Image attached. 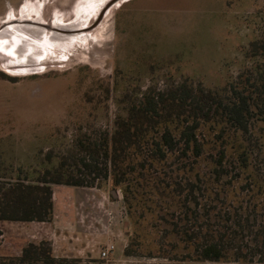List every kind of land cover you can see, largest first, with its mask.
<instances>
[{
	"label": "rangeland",
	"instance_id": "374dc122",
	"mask_svg": "<svg viewBox=\"0 0 264 264\" xmlns=\"http://www.w3.org/2000/svg\"><path fill=\"white\" fill-rule=\"evenodd\" d=\"M21 12L34 13L32 17L39 13L50 25H80L70 33L40 28L38 36L32 34L35 39L24 36L25 49L35 53L33 63L38 70H19L22 74L17 77L0 71L1 171H10L15 177L18 170L23 175L42 163L55 165L62 157L74 176L89 181L95 173L89 175L80 165L83 159L89 160L81 145L99 142L104 133L110 134L115 120L125 115L130 97L139 96L149 85L162 90L184 80L201 83L222 98L229 97L231 83L250 95L249 133L242 144L253 172L262 168L264 58L246 59L244 53L250 42L262 39L264 0H0V21L18 18ZM19 25L14 27H28ZM83 42L89 43L81 46ZM1 52L6 58L15 57ZM47 69L51 71L44 73ZM224 128L233 134L229 124ZM95 176L91 187L53 186L59 206L57 192L75 191L70 199L76 209L70 214L69 208L58 207L51 222L0 221V255L18 254L26 243L46 239L58 247L57 256L77 258L76 264H198L163 258L154 253V246L148 255L147 239L138 247V229L145 233L162 229V224L152 229L150 221L137 219L134 209L130 216L121 190L111 200L108 181L101 174ZM221 201L215 203L219 213L228 208ZM255 214L262 219V213ZM106 243H112L114 251L104 260L99 252ZM127 248L133 255H124Z\"/></svg>",
	"mask_w": 264,
	"mask_h": 264
},
{
	"label": "trees",
	"instance_id": "16d2710c",
	"mask_svg": "<svg viewBox=\"0 0 264 264\" xmlns=\"http://www.w3.org/2000/svg\"><path fill=\"white\" fill-rule=\"evenodd\" d=\"M249 47L246 59L264 58V30L262 39ZM228 92L229 97L222 98L187 80L162 90L149 85L130 97L110 134L81 145L89 160L80 165L89 175L101 174L108 181L111 200L120 189L130 216L134 209L137 219H147L152 229L162 224V229L135 233L138 247L142 239L148 240V255L154 246V253L174 261L264 264V156L262 168L253 172L242 144L249 133L250 95L233 83ZM226 124L233 128L232 135ZM70 169L59 157L55 165L42 163L23 175L18 170L15 177L0 170V221L51 222L54 185L91 187L97 179L74 176ZM220 200L228 208L219 213L215 203ZM255 213H262V219ZM218 221L229 226H215ZM124 255L133 252L127 248ZM78 261L56 256L46 239L26 243L18 254L0 255V264Z\"/></svg>",
	"mask_w": 264,
	"mask_h": 264
},
{
	"label": "bare ground",
	"instance_id": "6f19581e",
	"mask_svg": "<svg viewBox=\"0 0 264 264\" xmlns=\"http://www.w3.org/2000/svg\"><path fill=\"white\" fill-rule=\"evenodd\" d=\"M33 14L34 13L28 14L27 12H24V13L21 12V15L18 18L14 16L13 18L9 19L8 21L13 20V19H19V18H21V19L22 18H27V17H30L31 18L33 16ZM31 20L36 21V22L37 21L47 22V25H50V24H48L49 22L47 21L48 18L47 19L46 18H44V19L42 18L41 19V16H40L39 13H37V15H35V17H32ZM0 22H3V21H0ZM53 24L54 25H59L60 28H62V27H64V28L65 27H70L69 25L64 26L65 24H61V22L60 23L59 22H57V23L54 22ZM79 25L80 24L72 25L71 26L72 27L71 30L70 29L69 30L72 31V29H75V27H79ZM37 26H29L28 25V27H25L23 29L22 28H20V29L19 28H15L13 26L14 29L7 30V31H4V30L3 31H0V41L2 42V43H0V71L6 72L9 75H13V76H16L17 77V76H20L22 74V72L20 73L19 70H26L28 68H33L35 66V64L33 63V61L36 59L35 58L36 55H35V53L33 54V52H31L32 50H29L28 47L25 49L26 46L24 44V41H25V38L26 37L24 38V36H28L27 37V40L30 39V37H31V39H33L34 38V35H32V34H34V33H35L36 36H38L36 32L39 31L38 29H40V27H37ZM84 28H88V27H84ZM88 43L87 42H83V43H81V46H82V44L84 46H86V44H88ZM3 50H5L6 52H9L11 54H14L15 57H11V56L8 57L7 56V58H6L5 55H4L5 53L1 52ZM17 53L19 54L18 56L16 55ZM45 58H47V57H45ZM41 60H43V58ZM9 66L15 67L18 70L17 71H11L10 68H7ZM50 69L49 70L47 69L45 71L44 70H41V71H44V73H47V72L51 71ZM36 70H38V69H36Z\"/></svg>",
	"mask_w": 264,
	"mask_h": 264
},
{
	"label": "crops",
	"instance_id": "0c3cea01",
	"mask_svg": "<svg viewBox=\"0 0 264 264\" xmlns=\"http://www.w3.org/2000/svg\"><path fill=\"white\" fill-rule=\"evenodd\" d=\"M62 192V193H61ZM74 190H69V189H66V190H62V191H60V193L61 194H59L58 192H57V196L58 197H60L59 198V202H60V206L58 205V204H55V196H56V193H55V189L53 188V193H52V201H53V212H54V214H53V219H54V217L56 218L57 216H56V213H57V211H55L56 209H58V207H61V208H59V209H65V210H67V208H69V210L67 211L69 214L71 213L70 211H72V209H76V206H75V204H74V202H71V199H70V197H72V194H74ZM56 200H57V198H56ZM65 200H68L66 203H65ZM63 201H64V203H63ZM76 203V202H75ZM61 204H62V206H61ZM76 205H78V203H76ZM57 207V208H56ZM56 212V213H55ZM72 226V225H71ZM70 225H69V227H71ZM62 227H65V228H67L65 225L64 226H62ZM72 228V227H71ZM69 231H72V229H69ZM52 247V249H53V252H55L56 251V249L58 248L56 245H53V246H51ZM63 248H64V246H62ZM75 249V248H74ZM68 253V252H67ZM55 254V253H54ZM56 255V254H55ZM57 256V255H56ZM59 257H66V256H59Z\"/></svg>",
	"mask_w": 264,
	"mask_h": 264
},
{
	"label": "water",
	"instance_id": "95a60500",
	"mask_svg": "<svg viewBox=\"0 0 264 264\" xmlns=\"http://www.w3.org/2000/svg\"><path fill=\"white\" fill-rule=\"evenodd\" d=\"M110 3V2H109ZM109 3L107 4V5H109ZM107 5H105L104 6V8H103V10L100 12V14H99V16H98V18L95 20L96 22V24L100 21V19L102 18V14H103V11H104V9H105V7H107ZM19 24H25V25H29V26H37V27H40V28H43L44 30H47V31H50V32H52V31H59V32H66V33H70L71 31V26L70 27H68L70 30H67V29H62L61 30V28L60 29H56L55 27H53L52 25H47V24H45L44 22H41V21H33V20H31V19H22V20H20V19H14V20H10V21H7V22H1L0 23V28H4V27H7L8 25H11V26H15V25H19ZM95 24V25H96ZM2 25V26H1ZM42 29V30H43ZM74 30V29H73ZM72 30V31H73ZM77 31V30H76ZM35 69H36V67H34Z\"/></svg>",
	"mask_w": 264,
	"mask_h": 264
},
{
	"label": "built area",
	"instance_id": "2783aa9c",
	"mask_svg": "<svg viewBox=\"0 0 264 264\" xmlns=\"http://www.w3.org/2000/svg\"><path fill=\"white\" fill-rule=\"evenodd\" d=\"M114 245L112 243H106L104 248L99 252V258L107 260L108 257L113 253Z\"/></svg>",
	"mask_w": 264,
	"mask_h": 264
}]
</instances>
